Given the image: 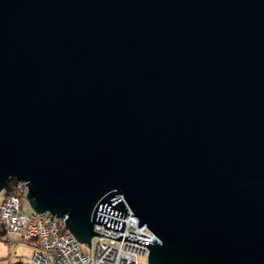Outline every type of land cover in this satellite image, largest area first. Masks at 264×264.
Masks as SVG:
<instances>
[{"label":"water","instance_id":"95a60500","mask_svg":"<svg viewBox=\"0 0 264 264\" xmlns=\"http://www.w3.org/2000/svg\"><path fill=\"white\" fill-rule=\"evenodd\" d=\"M7 177L87 246L264 264V0H0Z\"/></svg>","mask_w":264,"mask_h":264},{"label":"built area","instance_id":"2783aa9c","mask_svg":"<svg viewBox=\"0 0 264 264\" xmlns=\"http://www.w3.org/2000/svg\"><path fill=\"white\" fill-rule=\"evenodd\" d=\"M25 190L24 182L16 179L10 189L4 186L0 189V239L14 233L22 242L31 244L29 264H139V256L145 258V246L97 234H94L91 246L81 249L80 243L64 225L65 215L21 209ZM96 213L123 221L121 231L94 223L92 228L98 233L121 234L148 243L153 237L144 225L136 226L137 219L132 214L123 212L119 217L99 210Z\"/></svg>","mask_w":264,"mask_h":264},{"label":"crops","instance_id":"0c3cea01","mask_svg":"<svg viewBox=\"0 0 264 264\" xmlns=\"http://www.w3.org/2000/svg\"><path fill=\"white\" fill-rule=\"evenodd\" d=\"M18 241H20L19 236L14 233H9L6 239H0V264H29L28 255L32 245L23 242L26 245L28 244V253L27 255H22L17 249Z\"/></svg>","mask_w":264,"mask_h":264},{"label":"rangeland","instance_id":"374dc122","mask_svg":"<svg viewBox=\"0 0 264 264\" xmlns=\"http://www.w3.org/2000/svg\"><path fill=\"white\" fill-rule=\"evenodd\" d=\"M20 203H21L20 207L23 211L29 212L31 210V207L23 199V197L21 198ZM94 240H95L94 235L89 238V245L90 246L93 244ZM25 245L26 244L21 242V240L18 241V243H17V249L20 251V253H22V255H27V253H28V246H27L28 244L26 245L27 247ZM79 245H80L81 249L87 248V245L85 242H81ZM138 261H139V264H145V258L143 256H139Z\"/></svg>","mask_w":264,"mask_h":264},{"label":"trees","instance_id":"16d2710c","mask_svg":"<svg viewBox=\"0 0 264 264\" xmlns=\"http://www.w3.org/2000/svg\"><path fill=\"white\" fill-rule=\"evenodd\" d=\"M13 183H14V178H12V177H7L6 178V180H5V182H4V188L5 189H10L11 188V185H13Z\"/></svg>","mask_w":264,"mask_h":264}]
</instances>
